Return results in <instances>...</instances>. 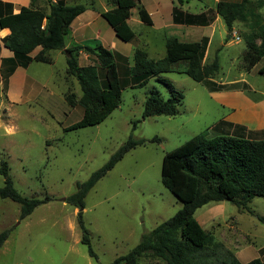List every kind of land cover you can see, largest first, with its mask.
Masks as SVG:
<instances>
[{"label":"rangeland","instance_id":"374dc122","mask_svg":"<svg viewBox=\"0 0 264 264\" xmlns=\"http://www.w3.org/2000/svg\"><path fill=\"white\" fill-rule=\"evenodd\" d=\"M60 1L86 7V12L70 25L64 43L84 48L102 46L115 55L122 84L121 101L101 123L64 132V128L80 120L82 108L78 105L70 108L64 101L69 94H74L77 100L81 93L75 79L66 74L62 51L47 53L52 64L31 63L25 84L15 80L8 88L3 75L0 164L6 162L13 186L23 197L40 200L48 197L50 200L20 220L19 205L0 199V233L10 230L0 246V264H110L125 255L139 243L143 234L171 218L182 207L161 184L164 155L198 134L205 133L208 138L221 135L217 132L221 128L219 120L233 114V110L224 107L215 92L212 93L218 91L215 86L231 84V90L241 92L239 96L248 100L246 104L251 103L252 111L256 100L264 103V74L258 72L264 58L256 68L245 72L241 56L247 28L242 23H234L226 42L227 30L219 18L212 28H188L191 39L188 41L210 35L204 62L217 59L216 77L196 83L181 72L183 63L175 65L160 78L168 80L183 95L176 115L142 119L149 92L155 90L161 98L167 99L169 91L156 78L143 87H131L128 62L136 49L145 50L152 60L161 59L165 54L164 38L177 31L166 28L165 22L157 18H153L150 26L142 23L134 8L128 21L134 36L129 42H123L96 14L109 9L110 0ZM186 1L182 0L181 9L192 14L212 7V0ZM256 1L251 0L253 5ZM174 3L180 5L177 0ZM35 7L48 11L46 0H37ZM209 11L205 15L214 14V10ZM256 12L264 22V7ZM71 28L78 30L75 39ZM77 62L79 66L96 65L94 56L85 51L79 53ZM6 127L14 130L11 135L5 132ZM233 130L223 135L250 140L264 138V126L258 129L255 121L244 120L234 125ZM130 136L143 140L144 144L127 152L84 198L82 217L91 248L97 256L94 259L80 242L76 218L79 210L64 199L76 191L77 183L86 181L104 165ZM2 185L0 176V187ZM248 207L252 215L228 201L208 203L197 209L194 217L211 234L213 241L231 251L240 263L256 258L264 263V222L258 219L264 218V197L253 198ZM153 260L156 259L145 257L139 264H152Z\"/></svg>","mask_w":264,"mask_h":264},{"label":"trees","instance_id":"16d2710c","mask_svg":"<svg viewBox=\"0 0 264 264\" xmlns=\"http://www.w3.org/2000/svg\"><path fill=\"white\" fill-rule=\"evenodd\" d=\"M37 0H29V6L20 7L17 13L0 16V29H8L9 34L2 39L5 49L10 51L15 62L26 67L31 62L51 64L47 56L49 51H62L65 54L66 74L75 79L80 97L66 95L64 101L73 108H82L79 121L63 129L64 132L95 126L101 123L121 101L122 84L119 79L115 55L102 46L95 48L71 45L65 47L64 37L69 33L70 25L86 11L83 5H66L60 0L48 3V11L37 7ZM111 9L100 16L113 30L117 39L129 42L134 34L127 24L130 10L137 0H110ZM181 3V0H178ZM264 7V0H218L214 14L219 17L227 30L229 39L234 23L245 25L243 34L245 50L241 56L242 69L251 71L264 58V22L256 9ZM212 13V12H211ZM211 15H186L173 10V23L206 26L213 21ZM140 21L152 25L148 14L138 9ZM257 41L259 43L257 44ZM208 40L181 42L168 38L165 42V55L158 60L148 57L145 50L132 52L127 65V74L131 87L139 88L156 78L169 91V97L163 99L157 91L151 90L145 100L142 119L157 116L173 117L177 107L183 101V95L175 90L160 75L171 72V65L180 61L187 63L184 73L196 83L208 82L219 71L217 59L205 63V51ZM40 50L33 56L30 53ZM85 51L94 56L96 65L79 66V53ZM264 74V64L258 70ZM221 88V86H215ZM152 141H155L153 139ZM143 140H134L131 136L108 161L94 171L90 177L76 184V191L64 199V202L78 209L76 218L81 233L80 242L87 247L88 255L97 259L90 245V238L83 222L84 198L91 188L123 156ZM0 199H8L19 205V219L29 216L35 208L46 203L43 200L23 197L13 186L6 162L0 164ZM160 181L174 198L181 203V209L168 220L157 225L141 236L139 243L125 255L115 258L110 264H138L141 257L160 259L165 264H264L259 258L240 263L231 251L222 244L214 242L213 237L195 219L197 209L208 203L228 201L238 209L252 211L248 204L255 197H264V138L250 140L230 135H216L208 138L205 133L198 134L162 158ZM264 222V218H258ZM10 230L0 233V246L5 242Z\"/></svg>","mask_w":264,"mask_h":264},{"label":"crops","instance_id":"0c3cea01","mask_svg":"<svg viewBox=\"0 0 264 264\" xmlns=\"http://www.w3.org/2000/svg\"><path fill=\"white\" fill-rule=\"evenodd\" d=\"M217 1L218 0H212V7H209V8L207 7L203 10H200V12L197 14L196 13L192 14L185 10H182L181 9L182 0H181V3L178 2L180 5H177V6L175 5L174 0H170L169 2H166V0H137V5L134 8H137V13H138L139 8H142L143 10H145L152 24H153V18H157L165 22L164 26L166 28H171L177 31L176 33H173V35L171 34V35H168L169 37L164 38V50H165V42L168 38H176L178 41H181V42H197V41H188V40H191L189 39L190 33L188 32L189 31L188 28H191V27L212 28L213 24L216 23L219 19V17H217L214 14L213 21L206 26L175 24L173 23V10L174 9L186 15H192V16H197V15H202V14L205 15L207 10H210L209 12H212L214 10L215 4ZM186 3H188V0L186 1ZM27 6H29V0H0V16L5 15L10 12L17 13L20 7H27ZM134 8L130 10V16ZM109 9H111V7ZM109 9H103L102 11L96 12V14L100 15V13L105 12ZM129 18L127 19V24H128ZM79 26L82 27L81 25ZM8 34H9L8 29H0V84L2 85L1 79L4 75L6 76V82L9 88L10 82H13L15 80L21 84L22 83L25 84L28 78L26 75L27 69L30 67L31 63L33 62L29 63L26 67H21L15 62H10V60L13 59V55L10 51L5 49L2 44V39L6 37ZM76 34H78L77 28L75 29L71 28V35H73V39H75L74 35ZM202 38H206L209 43L210 35L202 36L198 41H200ZM69 46L71 45L65 44V47H69ZM39 50L40 48H36L33 52L30 53V56L33 57ZM205 54H206V51H205ZM179 63L184 64L183 70L181 71V72H184L187 67V63L184 61H180V62L172 64L171 69H174V66ZM51 64H52V59H51ZM230 85L231 84L221 85L222 89L216 88V90L218 91L212 92V93L215 92L214 93L215 96L218 98L219 102L224 105V107H228L230 108V110H233V114L225 115L223 116L221 120H219L221 128H218L217 132L221 134H225L226 131H229V130L234 131L233 126L237 125L240 122H243L244 120L257 122L258 129H261L264 126V103L256 100L255 110L252 111V109L254 108H250L251 103L249 102V104H246L248 100L239 96L241 92H235L234 90H231V88L229 87ZM244 108L248 110H245ZM245 113H248V114L246 115ZM144 258L145 257H141L138 261V264L140 261H143ZM163 262L164 261L162 260L156 259V260H153L152 264H157V263L163 264ZM146 264H149V263H146Z\"/></svg>","mask_w":264,"mask_h":264},{"label":"clouds","instance_id":"9594fccd","mask_svg":"<svg viewBox=\"0 0 264 264\" xmlns=\"http://www.w3.org/2000/svg\"><path fill=\"white\" fill-rule=\"evenodd\" d=\"M13 131L14 130L12 128H7V127L5 128V132L10 134V135L13 133Z\"/></svg>","mask_w":264,"mask_h":264},{"label":"built area","instance_id":"2783aa9c","mask_svg":"<svg viewBox=\"0 0 264 264\" xmlns=\"http://www.w3.org/2000/svg\"><path fill=\"white\" fill-rule=\"evenodd\" d=\"M235 39H236V41H239V38L237 36L235 37Z\"/></svg>","mask_w":264,"mask_h":264}]
</instances>
